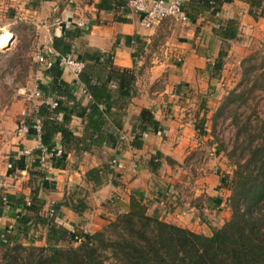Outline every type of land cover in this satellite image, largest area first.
Wrapping results in <instances>:
<instances>
[{
  "label": "crops",
  "instance_id": "0c3cea01",
  "mask_svg": "<svg viewBox=\"0 0 264 264\" xmlns=\"http://www.w3.org/2000/svg\"><path fill=\"white\" fill-rule=\"evenodd\" d=\"M192 2H183L186 22L167 19L146 29L140 25L139 17L126 8V0H0V33L8 32L12 37L14 27L25 26L36 49L49 51L46 65L60 56L53 48L54 40L66 30L74 33L76 28L80 33L70 42L76 60L96 52L104 56L98 58L100 65L109 61V68L132 73L134 83L127 86L130 97L113 105L107 129L121 122L120 136L130 143L143 109L152 110L161 128L143 136L140 150L130 146L123 150L91 147L90 153H69L62 169L54 168L51 163L43 166L52 186L38 192V198L44 202L41 213L46 214L50 204L57 205L56 222L68 232L91 234L101 230L114 220L116 213L126 211L131 192L137 190L150 214L158 213L167 223L207 235L195 230L197 203L192 201L188 206L185 203L193 196L190 192L185 195L187 187L201 183L198 178H202L199 175L188 180L185 172L191 167L188 158L199 146L195 125L202 114L196 110V105H200L197 96L204 89V75L208 74L221 46L216 34L220 24L228 20L238 23V34L231 41L227 59L234 50L245 51L254 39L264 41V19L254 20L248 14V4L242 0L203 11L195 10L198 3ZM34 54V69L29 71L28 80L15 86L16 97L0 116V198L23 196L26 202L31 193L29 171L37 163L32 155L36 141L33 136L19 134L16 128L22 110L28 107L26 94L36 86L39 90L45 88L47 82L44 66L36 63ZM94 66L96 69L98 65ZM57 76L68 84L76 81L61 67ZM214 84L218 87L219 81ZM109 87L115 90L117 86L112 82ZM76 96L83 105L90 101L80 92ZM45 101L34 102L39 107L38 114ZM70 129L76 136H82V119L73 117ZM95 169L100 170L97 181L101 185L93 183L88 176ZM201 193L203 190L195 193L194 199L199 196L201 199ZM205 202L210 208L220 205L218 198H208ZM4 211L6 215L0 216V226L14 232L16 217L23 209L10 210L4 204ZM46 236L47 228L36 225L28 228L22 244L46 246Z\"/></svg>",
  "mask_w": 264,
  "mask_h": 264
},
{
  "label": "trees",
  "instance_id": "16d2710c",
  "mask_svg": "<svg viewBox=\"0 0 264 264\" xmlns=\"http://www.w3.org/2000/svg\"><path fill=\"white\" fill-rule=\"evenodd\" d=\"M193 1L191 4L198 3L195 10L203 11L233 0ZM242 1L248 4V14L254 20L264 19V0ZM79 33L76 28L74 33L64 31L62 37L54 40V50L60 56L72 54L70 42ZM216 34L221 46L210 66V79L217 78L223 69L231 41L238 34L237 21L228 20L220 24ZM59 57L44 66L43 74L47 82L40 91L46 101L36 114L41 122L42 145L48 151L57 147L63 151L61 157L50 159L54 168L62 169L69 153H90L91 147L123 150L130 146L140 150L143 136L161 129L150 109L140 112L130 143L120 136L121 122L107 129L113 105L130 97L127 86L131 87L134 83L132 73L109 68V61L100 65L98 58L104 56L96 52L87 53L78 58L84 66L78 79L68 84L57 76ZM254 60L251 55L244 59L247 65L243 67V79L251 82L248 93L259 91L264 102V54L258 66ZM93 64L98 65L96 69ZM106 74L107 78L103 79ZM112 82L116 83L115 90L109 87ZM82 89L90 96L85 105L76 96ZM245 94L246 90L229 95L239 101ZM116 96L117 100L114 99ZM49 98L55 100L54 108L48 105ZM262 108L258 128L254 132H246L244 128L245 136L237 137L232 153L235 156L234 170L231 177L223 180L225 190L230 192V216L210 235L167 223L158 213L150 214L143 195L137 190L131 192L126 211L116 213L114 220L101 230L91 234L70 233L56 222L57 205H53L55 213L52 217L41 213L44 202L38 198V192L40 189H51L52 184L45 179L44 168L36 163L29 171V205L23 196H2L6 202L0 198V216L6 215L4 204H8L10 210L23 209V213L16 217L14 232L7 229L0 231L4 236L0 239V264H264V104ZM34 115L23 117L20 122L30 128ZM73 117H79L84 123L80 137L70 129ZM195 128L199 130L197 123ZM28 136H33L32 130ZM37 154L38 151H35L32 155L35 157ZM99 172L95 169L88 173L96 185H101L97 181ZM36 225L47 228L46 246L23 245L22 239L26 237L28 228ZM74 242L78 244L74 246Z\"/></svg>",
  "mask_w": 264,
  "mask_h": 264
},
{
  "label": "rangeland",
  "instance_id": "374dc122",
  "mask_svg": "<svg viewBox=\"0 0 264 264\" xmlns=\"http://www.w3.org/2000/svg\"><path fill=\"white\" fill-rule=\"evenodd\" d=\"M29 32L25 26L17 25L12 30L11 45L5 49L0 47V116L11 107L16 97L15 86L24 85L28 80L29 71L34 69L32 56L37 49ZM233 52L225 59L219 76L212 79L213 83L210 84L208 74L204 75L202 82L204 89L197 96V104L200 105H196V110L202 114L197 120L199 130H196L200 137L199 146L188 158L187 162L191 167L185 171L188 180L191 177L202 176L198 178L201 183L198 181L196 185L191 184L190 189L188 186L185 190V195L190 192L193 196L203 190L201 199L200 196L194 199L195 197L191 195L185 203L187 206L192 201L197 203L198 210L196 208L195 216L198 228L195 230L207 235L222 226L230 216V192L225 190L223 180L227 176L231 177L234 170L235 156H232V153L237 137L245 136L244 128L247 129L246 132H254L262 120L264 104L262 94L255 90L248 93L251 82L243 79L242 71L247 65L243 61L250 55L255 58L257 66L260 64L264 54V41L254 39L245 51ZM216 80L219 81L218 87L214 84ZM245 90L244 98L239 101H235L233 96L229 95L234 91L238 94ZM208 198H218L219 208L206 207L204 204Z\"/></svg>",
  "mask_w": 264,
  "mask_h": 264
},
{
  "label": "built area",
  "instance_id": "2783aa9c",
  "mask_svg": "<svg viewBox=\"0 0 264 264\" xmlns=\"http://www.w3.org/2000/svg\"><path fill=\"white\" fill-rule=\"evenodd\" d=\"M184 0H126V8L133 14L139 17V23L142 27L146 29H151L154 26L160 24L164 20L171 19L175 22H186L187 16L183 10ZM2 34H0L1 36ZM11 45L3 46L2 48H8ZM46 48L38 49L34 54V60L41 66L46 65V56L48 54ZM59 65L61 68L68 70L75 78L78 79L79 74L83 70V63L76 60L72 54H66L59 57ZM81 93L85 95L88 99L90 96L82 89ZM38 99H43V93L36 86L33 90L26 94V101L28 107L22 110L21 118L27 117L30 114H35L32 120V124L27 127L22 121L17 125V132L21 135H28L29 131H33V137L36 141V151L38 154L34 157L37 164H40L42 167L50 163L51 158H59L62 156L63 151L61 148L57 147L51 151H48L41 143V122L36 114L38 112V106L34 102ZM48 105L51 108L56 106V102L53 98H49ZM46 180H49L48 174L45 177ZM2 201L6 202L5 197H2ZM29 205V202H27ZM53 203L49 205L47 209V214L49 217H52L55 213L53 208ZM2 227L0 226V231ZM4 236L0 232V239Z\"/></svg>",
  "mask_w": 264,
  "mask_h": 264
},
{
  "label": "bare ground",
  "instance_id": "6f19581e",
  "mask_svg": "<svg viewBox=\"0 0 264 264\" xmlns=\"http://www.w3.org/2000/svg\"><path fill=\"white\" fill-rule=\"evenodd\" d=\"M10 39H11L10 34L9 35L4 34V35L0 36V47H3L6 44H8Z\"/></svg>",
  "mask_w": 264,
  "mask_h": 264
}]
</instances>
